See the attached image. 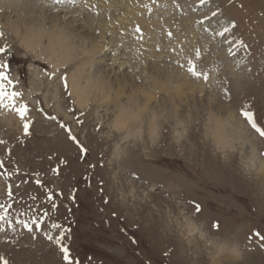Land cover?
Wrapping results in <instances>:
<instances>
[{"label": "rangeland", "instance_id": "rangeland-1", "mask_svg": "<svg viewBox=\"0 0 264 264\" xmlns=\"http://www.w3.org/2000/svg\"><path fill=\"white\" fill-rule=\"evenodd\" d=\"M81 3L41 0L43 8L63 12ZM157 14V36L175 44L165 60L195 88L158 94L151 101L154 131L145 120L127 137L112 127L111 115L104 117L91 102L81 108L70 87H63L60 76L73 65L42 68L13 35L0 36V46L8 45L0 61L32 121L25 135L19 117L0 108V204L13 221V228L0 222V256L8 264H67L55 242L62 230L73 264H209L213 241L237 246L243 264H264V177L250 159L252 147L264 161V139L242 115L251 111L264 126V0H163ZM145 57V65L158 63ZM189 60L207 80L187 71ZM131 66L121 68L136 75ZM36 71L44 75L36 77ZM219 114L230 116L244 134L229 132L226 142H218L213 125ZM44 212L39 229L33 225L29 232L15 223ZM54 222L61 229L51 228ZM187 222L204 238L196 233L188 242Z\"/></svg>", "mask_w": 264, "mask_h": 264}, {"label": "bare ground", "instance_id": "bare-ground-1", "mask_svg": "<svg viewBox=\"0 0 264 264\" xmlns=\"http://www.w3.org/2000/svg\"><path fill=\"white\" fill-rule=\"evenodd\" d=\"M80 1L81 9L63 12L43 8L41 0H0V32L13 35L37 58L35 62L42 68L48 64L52 71H59L73 65L67 79L78 106L91 102L102 108L104 117L112 116L113 128L125 130V137L140 131L143 126L140 122L145 120L152 133L157 113L155 115L151 101H158V94L163 92L168 94L173 90L175 95H184L185 91L195 88L193 83V86L188 85L190 81L186 75L180 74L165 60L170 56L167 49L175 44L157 36L162 30L157 13L163 0H154V3L151 0ZM136 26L142 29L141 33L135 31ZM118 51L119 56L116 55ZM147 55L157 59L158 63L151 61L150 65H145L147 63L141 60ZM135 59L138 61L133 63ZM127 65H134L136 75L122 69ZM38 71L34 72L36 77L44 75ZM137 75L138 80L134 78ZM221 116H213L218 142H226L229 132L238 137L244 134L241 125L233 124L230 116ZM250 153L249 158L257 162L258 174L264 177V161L257 157L254 148L251 147ZM253 165L255 167V163ZM197 231L193 223L187 222L184 237L187 235L188 242H191L189 238L197 233L203 239L204 234ZM208 245L214 249L209 253V264H219L222 260L229 264H243L237 246L214 241Z\"/></svg>", "mask_w": 264, "mask_h": 264}, {"label": "snow or ice", "instance_id": "snow-or-ice-1", "mask_svg": "<svg viewBox=\"0 0 264 264\" xmlns=\"http://www.w3.org/2000/svg\"><path fill=\"white\" fill-rule=\"evenodd\" d=\"M201 2L203 3V0H201ZM213 15H215V13H213ZM135 31L137 33H141L142 29L139 26H136ZM224 31H227V29H224ZM3 35H4V33L0 32V36H3ZM169 35H171V33H169ZM7 48H8V45H6V44L4 46H0V53H5ZM197 55H199L198 52H197ZM188 65L189 66H188L187 71L191 75L196 76V77L203 76V78L205 80L208 79V74L206 72L202 73L201 71H199L196 68V65L194 64V62L192 60L188 61ZM7 67H8L7 63L0 61V108L10 109L14 114H16L22 122L23 133L25 135H28L29 131H30V125L32 124V121L28 118L29 106L26 103H24L22 100L17 102L16 98L21 97L22 93L19 91L11 90V86L13 84V81L11 79H9V76L5 72V69ZM54 74H55L54 72L53 73H45V75H48L49 78H52V76ZM60 80L63 84V87L65 89H67L69 87L67 77L62 75V76H60ZM242 115H243V117H245V122L255 131V133L261 139H264V126H260L258 124V121L253 118V113L251 111L245 110L242 112ZM53 119H55V117H53ZM77 122L82 123V121H77ZM69 138L72 141L77 143V145L79 146L80 151L82 153L87 151V149L82 144H80V142L76 136L69 134ZM0 143H3V141H0ZM261 155L264 156V152H262ZM0 167H3V165L0 164ZM53 171H56V169H53ZM6 175H7V173H6ZM37 183L39 184L40 181H37ZM7 194H8L9 198L12 197V192L10 189L8 190ZM47 199L48 200L53 199L51 192L48 193ZM9 207H11V205H9ZM52 207H53V209L56 208L55 203L52 204ZM195 211L197 213L200 212V206L199 205L195 206ZM25 214L26 213H21V215H25ZM47 215H48V213L44 212L40 217L33 216L31 222L24 220V219H18L15 221V223L22 225L24 228L28 229L29 232H31L33 225H35V227L37 229H39L40 223L45 219V217ZM4 221H7L9 228H13V221L9 218L8 208H6L3 204H0V222H4ZM212 226L214 228L219 227V225L217 223H213ZM51 228L59 230V229H61V226L59 223L54 222L51 224ZM3 230H4V224L0 223V231H3ZM64 231H66V230L60 231V235L55 237V242L60 245V250L63 254L64 261H66L67 264H73V259L70 256L69 247L67 245L61 244V240L63 238ZM255 234L258 237L261 235L258 232ZM46 237L49 241H52L54 239V237L51 234H46ZM261 239H264V237H261ZM0 264H8V261L5 260L4 257L0 256Z\"/></svg>", "mask_w": 264, "mask_h": 264}, {"label": "clouds", "instance_id": "clouds-1", "mask_svg": "<svg viewBox=\"0 0 264 264\" xmlns=\"http://www.w3.org/2000/svg\"><path fill=\"white\" fill-rule=\"evenodd\" d=\"M81 87H86L85 85H81Z\"/></svg>", "mask_w": 264, "mask_h": 264}]
</instances>
